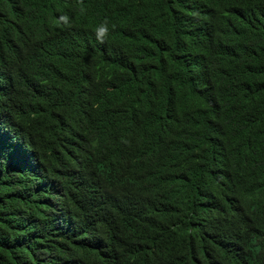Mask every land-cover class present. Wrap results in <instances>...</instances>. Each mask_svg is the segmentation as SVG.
Listing matches in <instances>:
<instances>
[{"label": "trees", "instance_id": "trees-1", "mask_svg": "<svg viewBox=\"0 0 264 264\" xmlns=\"http://www.w3.org/2000/svg\"><path fill=\"white\" fill-rule=\"evenodd\" d=\"M53 3L76 23L69 51L44 47L24 89L0 85V264H128L119 251L130 225L65 177L90 169L105 137L87 128L57 142L45 136L49 117L71 120V131L82 125L67 109L76 97L120 126H145L134 104L159 102L168 145L180 149L191 137L184 169L205 155L190 182L146 199L158 244L140 264H208L217 235L193 229L202 202L220 194L223 159L234 199L248 207L242 238L264 259V0H0V33L16 10ZM202 14L219 49L211 80L169 59L183 27Z\"/></svg>", "mask_w": 264, "mask_h": 264}, {"label": "clouds", "instance_id": "clouds-1", "mask_svg": "<svg viewBox=\"0 0 264 264\" xmlns=\"http://www.w3.org/2000/svg\"><path fill=\"white\" fill-rule=\"evenodd\" d=\"M15 12L18 18L0 33V85L4 89L12 83L24 89L26 78H31L38 64L41 49L65 54L76 32V23L66 19L54 3L49 9L29 4ZM205 17L198 15L183 27L177 38L180 50L169 59L188 76L211 80V65L218 62L219 49L209 35ZM134 107L136 111L141 109L145 126L110 124L102 118L98 106L76 97L66 108L82 120V125L71 131V120L49 117L50 129L45 134L57 142L61 134L75 136L78 130L87 128L105 137L103 145L96 144L92 167L66 171L65 177L80 186L86 198L101 202L106 212L113 213L112 219L121 215L130 225L132 237L119 251L128 264L149 262L158 244L157 238L147 232L151 213L146 199L165 193L175 183L190 182L197 176L205 156L185 170L183 155L191 146V137L184 134L180 149L170 147L160 131L163 105L155 101L150 106ZM183 129L190 131V124ZM169 157L178 159L172 167L167 164ZM228 160L223 159L225 175L216 184L220 194L202 202L193 230L198 234L200 228L214 230L217 235L218 243L207 258L208 264H264V259L252 255L242 238L244 221L249 219L248 207L233 197Z\"/></svg>", "mask_w": 264, "mask_h": 264}]
</instances>
